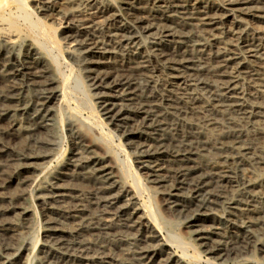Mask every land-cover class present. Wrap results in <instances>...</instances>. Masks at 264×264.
<instances>
[{"label":"bare ground","instance_id":"obj_1","mask_svg":"<svg viewBox=\"0 0 264 264\" xmlns=\"http://www.w3.org/2000/svg\"><path fill=\"white\" fill-rule=\"evenodd\" d=\"M32 1L42 17L23 4L22 28L0 0V155L7 138L19 141L0 179L29 177L0 192V264L30 263L13 227L33 223L25 187L56 151L69 101L70 82L38 33L56 35L55 26L85 80L76 89L89 93L137 171L130 176L97 131L69 121L71 156L39 194L47 224L39 264H190L180 249L194 243L221 264H264V0ZM29 110L27 127L18 114ZM32 133L41 136L28 140ZM138 185L154 191L167 223L183 224L187 242L154 211L149 218Z\"/></svg>","mask_w":264,"mask_h":264},{"label":"rangeland","instance_id":"obj_2","mask_svg":"<svg viewBox=\"0 0 264 264\" xmlns=\"http://www.w3.org/2000/svg\"><path fill=\"white\" fill-rule=\"evenodd\" d=\"M9 1L10 2L12 1V2L11 3L9 2V5H8L9 8L7 7L8 9L7 8L5 9L4 12L6 13H4V16H6V18L9 17L10 19L14 18L15 20L17 17V20L18 19L20 20V21L18 20V22L20 23V25H22L21 26L22 28L29 27V25L27 26V23L26 24L24 23L23 19H21L20 17L18 18V15H20V10H18V8H20L23 4H26L28 9L30 10V8L33 7V1L32 0H22V1L9 0ZM30 11L34 12L33 14L34 20H37L38 17H42L37 14L34 8H32ZM12 13H13V16L11 15ZM9 14L11 15V17L9 16ZM47 20L48 19H46V21L44 20L46 24L48 25L51 24V21L49 20L47 21ZM55 28L57 30L56 35H53L52 30L50 28L43 30L42 27H39L38 33L44 38V41L48 45V49L50 48L53 49L51 52L52 53L51 60H53V64L55 65L56 69H58V73L60 74L59 76L61 77L62 81L64 82L65 80L68 79V81L70 82L69 86L71 88H70V94H69V101L68 103L63 102L62 104L63 109H61L62 111L60 110L61 112L59 111V115L57 118V124L54 130L56 151L50 156L49 160L47 161V164L44 167L38 168V171L36 173L34 172L32 181L30 182L31 184H29L30 186L28 185L27 187H25V190H26L25 193L28 196L27 197V207L30 209L31 212H33V220H32L33 223L31 222L30 225L21 224L19 226L13 227L14 228L13 230L16 229L15 230L16 233H20L24 235L23 237H24L25 246H28V247L30 246L29 247L30 248V253H29L30 263L29 264H39L40 261L38 257H39V253L41 249L43 248L42 246H44L45 234L47 230V224L45 223L46 217L44 214L45 211L41 204V200L39 199V194H41V192L45 190V187L47 186V183L50 180V176L55 171H57L61 166H63L67 162L69 157L71 156V151H72L73 146H72V142L70 138L71 137L70 132L68 130L69 121H72V122L77 121L78 123L84 126L88 125L90 128L97 131L98 136L112 150L114 156L119 159V162L120 163L123 162L122 166L124 165L123 167L131 169L130 176L132 175V173L137 171V166L134 163V156L131 154L130 150L125 146L124 141L121 138L117 137L116 134L113 133L112 127L109 126L108 123H106L107 121L103 120L104 118L101 116V113L99 112L93 99L89 97V93L87 91L86 93H84L83 91L81 92L80 89H76L78 80L83 81L84 83H85V80L79 68L75 66L70 60H68L67 53L63 49L64 42L60 39V36H59V32H61L60 31L61 29H58L57 26H55ZM19 79L20 78L16 80L18 82L24 83L22 79H20L21 81H19ZM71 109H73L74 111H72ZM60 114L62 118L60 117ZM33 115H34V112L32 110L31 111L29 110V111L24 112V114L23 112L18 114V118L22 121V123H24L28 127V126L34 125L35 115L34 116ZM73 116H76V117H73ZM36 134L37 133L28 134L26 135V137L28 140H34L36 138H39L38 136H36ZM18 142L19 141L16 137L7 138L5 140L4 143L6 144L3 143V146L5 145L4 147L7 151H6V154L0 155V159H1L0 164H5L7 157L16 154V152L18 151V148H17L19 144ZM28 153H30V150H25L22 154H24V156H27ZM27 178L29 177L22 173H18L16 174L13 183L11 184L7 183L8 181L0 179V192L3 193V191L4 192L13 191L17 184H23L24 182L27 181L26 180ZM129 182L130 183L133 182V179L131 177L129 178ZM142 185L141 186L138 185V187H135V188L138 191H140L139 192L140 193L139 195L140 203L141 204L143 203L142 205L147 211L149 218L151 220H154V218L151 216L152 211H154L156 214V218L159 221L162 228L166 230L169 229V230L176 231V233H178V235H180L187 242L188 235L184 233L183 224L172 226L171 224L167 223L168 222L167 219L159 211L158 206H156L158 205V200L156 198L154 191H146ZM33 242H35V244ZM176 244L178 245L180 244V242L179 243L176 242ZM194 246L195 247H190V248L184 247V249L183 248L180 249V250H186V252L189 254L188 256H194L192 259L191 258L188 259L190 264H211V262H214V261L217 262V264L222 263L221 261H217L211 256L207 255L204 252V250L200 248L196 243H194ZM224 264H234V263L227 262Z\"/></svg>","mask_w":264,"mask_h":264}]
</instances>
